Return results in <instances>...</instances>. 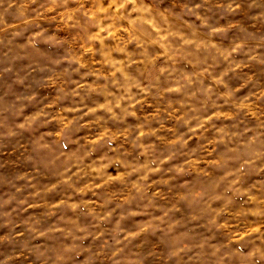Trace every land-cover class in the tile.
<instances>
[{
  "label": "clouds",
  "instance_id": "1",
  "mask_svg": "<svg viewBox=\"0 0 264 264\" xmlns=\"http://www.w3.org/2000/svg\"><path fill=\"white\" fill-rule=\"evenodd\" d=\"M0 264H264V0H0Z\"/></svg>",
  "mask_w": 264,
  "mask_h": 264
}]
</instances>
